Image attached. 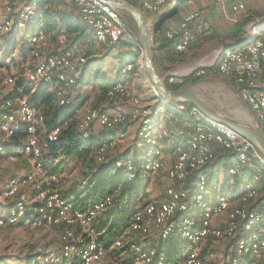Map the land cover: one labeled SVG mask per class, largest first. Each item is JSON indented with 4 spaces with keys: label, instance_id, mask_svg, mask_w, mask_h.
Returning a JSON list of instances; mask_svg holds the SVG:
<instances>
[{
    "label": "bare ground",
    "instance_id": "bare-ground-1",
    "mask_svg": "<svg viewBox=\"0 0 264 264\" xmlns=\"http://www.w3.org/2000/svg\"><path fill=\"white\" fill-rule=\"evenodd\" d=\"M138 2L144 11L155 13L162 9L166 0L159 1L158 6L154 7H150L145 0H138ZM74 3L76 4V2ZM87 9L97 12L94 14L95 25L85 21L82 15L84 21L92 27L93 38L97 43L107 46L119 40H131L135 45L140 46L138 41H135L130 35L131 32L129 30H120L116 35L113 31H108V29L117 30V20L115 18V10L108 7L107 4L98 0H87ZM35 15V7L28 2H24L16 13L10 5H7L0 24V31L18 30L19 26L26 25L28 21L32 22ZM41 36V32H33L31 34L32 42L39 43ZM257 43L264 44V40L258 36H252L243 46L224 48L218 63L215 67L206 70V72L219 71L223 75L233 78L237 86L240 84L255 85L259 83L261 75L264 74V48L262 49V54L259 55V62L253 63L252 71L225 65L227 58L235 54V52L243 50V48H252ZM64 53L73 54L74 51L64 49L54 54L55 65H51L47 56L34 67L25 70L24 77L28 84L41 86V84L53 83L54 80L60 81L64 85L74 84L81 74L80 67L84 65L86 60L83 56H81V62L65 60ZM132 68L131 62H126L123 67L120 66L121 77H127ZM71 74L74 77H71ZM194 74L199 76L200 69H197ZM122 78L113 82L106 92V97L113 107H118V97L123 99L132 98L133 93ZM16 79V75H11L4 80L5 85L12 86L14 84V89L1 102L0 123L2 119L15 120L17 114L19 121L0 128V134L2 135L0 138L1 142H3L15 135L21 127H24L28 138L21 151L26 153L29 149H36L39 144L37 131L43 127V116L28 104L25 95H22V90L15 88ZM183 82L184 79L182 77H175V84H182ZM262 82L263 80L260 81V83ZM56 93L59 104L66 106L70 102L72 103L71 98L66 102V95L63 89H57ZM157 96L163 105L185 118L184 126L198 128L201 130V134L208 135L210 139H216L217 142H222L224 147L229 148L231 155L227 161L226 172L228 175L240 177L244 171H250L254 178L264 180V155L252 152L258 151L254 143H248V150L247 148L237 149V140L233 138L231 130L218 127L216 121L209 120V117L193 116L183 106H179L178 103L172 102L158 93ZM247 97L251 100L252 110L260 118V125L264 133V104H261L257 91L247 90ZM19 99L22 109H18ZM79 110V108H75V114ZM98 115L108 116L105 118V127H109V129L104 130L120 128L130 119L137 120L139 122L137 129L138 138L142 139V141L154 142L151 139L154 134L151 119L156 116L154 107H143L140 113H128L125 110L118 109L114 114L91 107L79 120V131L83 137L89 135V128L95 122L99 129L102 130L100 121H95ZM114 118H116V122H114ZM61 127L57 126L48 131L54 132V136L45 134L42 144L45 153L47 152L48 143L56 141ZM169 132V137L174 139L176 144V158L167 171L172 184L165 189V201L163 203L156 201L147 202L145 214L141 211H135L127 227L128 232H137L141 236L137 242L130 244L129 248L136 261L142 264H180L168 260V245L176 235H180L188 246L182 264H212V262L203 260L200 257V252L195 246L196 237L201 239L208 236L225 243L234 238L235 241H238L236 242L235 252L233 248L232 254H229L232 255V261L227 262V258H225L224 264H261V261L264 264V195L260 199L256 198L249 205L248 202L252 198L258 197V193L255 188L246 187L239 196V203L232 209L234 218L226 222L224 226H214L212 224L214 216L226 210L231 203L230 198L226 194L214 191L216 187L209 182L206 173L202 170V167L213 160L209 161V154H200L198 160H192V157L197 156L195 146L198 144L199 134L187 133V130L183 127ZM123 135V131L118 130L104 140L97 150L99 161H106L105 152L107 148L111 144L120 141ZM7 148L2 143L0 144V157L3 152H6ZM42 152L32 151L33 157L39 158ZM13 154L9 155L12 156ZM162 166L163 161L158 158H143L139 161L132 157H124L113 160L109 166V171L112 174L121 175L126 181H134L147 179L151 173L160 170ZM193 169L197 170V176L190 186H187L186 177H189ZM41 171L42 167L40 164L36 177L33 168L25 175H18L17 178H12L9 181L5 194L6 196H12L14 201L5 208H0V221L28 222L31 226L32 224L34 226L44 224L64 225L61 235L66 243L58 251L41 255L42 259L40 255H37L35 259H40L35 261L34 264H103L105 248L94 236L92 221L97 215L104 213L113 205L112 197L105 195L87 205H78L74 199H62L57 191H55L56 197H52V191L41 190L40 184L42 181L58 183V176L55 173H49L41 176V180L37 181L39 174L42 175ZM51 174L56 177V180H52ZM25 180L26 182H24ZM30 185L37 191L34 197L40 200L37 201L41 203L40 206L33 207V204L28 205L31 202V198L28 196V187ZM180 186H182L183 194H185L184 203L181 205L179 200ZM255 204L258 209H261V215L247 217ZM190 206L197 213L195 218L193 215L188 214ZM67 213L80 215L79 221L67 219L65 217ZM176 215H180V219L177 220ZM145 219L152 220L156 224L158 233L154 246L143 242V239L149 236V229ZM0 224L5 223L0 222ZM72 225H76L79 228V233L72 231ZM90 231L94 234H91ZM120 245L121 239H116L113 242V246L120 247ZM97 247L99 250L104 251H96ZM255 248L257 253H255ZM121 264L131 263L124 260Z\"/></svg>",
    "mask_w": 264,
    "mask_h": 264
},
{
    "label": "crops",
    "instance_id": "crops-1",
    "mask_svg": "<svg viewBox=\"0 0 264 264\" xmlns=\"http://www.w3.org/2000/svg\"><path fill=\"white\" fill-rule=\"evenodd\" d=\"M21 1L24 4V0H0V18L4 13L5 6L10 5L14 11H17L22 7ZM238 3H243L249 9L248 11L260 12V9L264 7V0H229L224 6L209 2L208 0H166L160 11L155 13L146 12L149 14L147 27L150 33L151 56L153 59V53L155 54L158 65L155 68L158 72L159 68H166L162 74L165 78L167 76L174 78L182 77L184 81L190 79L189 81L197 82L194 87L196 94L204 98L217 111L237 121L245 123L256 122L260 126L255 113L240 98L230 78L216 71H207L205 74L199 76L194 74L197 69L203 68L208 70L207 68L209 67H215L225 46H242L244 45V41L252 36H258L264 40V14L260 15L259 18L254 16L253 20H245L243 13H241L240 18H238L240 14L237 13ZM192 10L200 11L204 24L201 32L193 31V39L184 51H176L172 44L164 49L155 50L153 42L155 35L160 42L166 40L164 36L165 30L171 26H177L184 15ZM39 26L26 27L24 30H17L18 32L13 30L16 31L15 34H2L3 42L0 44L2 47L9 49L2 54V57L0 55V64L9 69V74H13L12 71L14 68L16 70L19 64L21 65L19 72L23 73L28 68L22 64L23 62H27V56H31L32 60L37 59V62L44 55V51L47 48H43L39 44H33L29 40V35L32 32L36 30L40 31ZM26 45L29 50L23 51ZM61 45L60 41H58V43H55V48L50 49L49 52H56L57 48ZM11 48L14 49L12 52L10 51ZM15 50L17 51L16 57L20 61L23 60L22 62H18L13 56ZM131 51L135 53L133 47L121 45V42L111 46H101L98 43L95 45L90 56L91 60L81 68L80 81L74 86L64 88L66 95L74 98L78 104L80 110L76 115L81 117V114L91 107H97L109 114H114L118 109L131 113L142 106H151L156 109V116L153 118L155 134L162 130L168 131L181 128L182 125H185V118L159 101L158 92L153 87L145 71L140 54L134 56V53L132 52V54ZM126 62H131L133 65L125 82L134 94L135 100L124 101L120 106L113 107L107 103L105 97L101 98L100 83H106L108 87L120 79V66ZM263 79L264 74L261 75L260 81ZM102 95L104 96V93ZM137 125V120L130 119L120 128L100 130L95 122L92 124L89 134L94 137H101L103 135L102 142L118 130L123 131L124 135L120 141L109 146L106 150L105 155L109 160L121 155L135 159H161L163 166L160 170L152 173L147 179L137 180L139 185L137 195L138 197L143 195L147 201L163 203L166 198L165 189L168 185L172 184L167 171L176 158V144L171 137H164L159 139L156 144L148 143L144 146H138L135 142ZM10 148L13 147L7 148L9 153ZM23 156L28 163L25 171H28L30 162L24 153ZM62 162L65 167L61 171L60 176L64 179L66 178L65 182L62 180L63 189L67 188L74 181L73 173L68 174V172L71 167L74 170L76 169L78 161L76 158H62ZM39 177H41L40 174ZM251 179L253 180L254 177ZM31 190L29 192L31 204L36 205L37 200ZM251 201L254 202V199ZM9 202L10 199L5 196V191L0 190V208H4ZM238 202L239 196L236 202L230 198L231 205L229 209H232V206L238 204ZM227 218L228 212L224 210L214 217L213 224L224 225ZM148 225L150 229L153 227L156 230L152 222H148ZM203 244H205V241ZM172 246L171 251L173 249ZM5 263H11L10 259H5Z\"/></svg>",
    "mask_w": 264,
    "mask_h": 264
},
{
    "label": "trees",
    "instance_id": "trees-1",
    "mask_svg": "<svg viewBox=\"0 0 264 264\" xmlns=\"http://www.w3.org/2000/svg\"><path fill=\"white\" fill-rule=\"evenodd\" d=\"M127 1L137 7L136 0ZM25 2H28L35 7L37 13L35 25H40V32L44 36H46L49 41H51L52 43H58V41H60V44H62L61 46H63V49H73L79 52L81 56H83L86 60L84 64L91 60L90 56L97 42L93 38L92 27L84 21L82 14H80L79 7L74 3V1L25 0ZM243 16L245 20H253L255 15H253V13L251 12L245 13L243 14ZM130 21L134 22L132 19H130ZM16 31L7 32V34H15ZM119 42H123L126 46L129 47H132L135 44L131 40H119L116 43L107 46L115 45ZM153 42L155 50L164 49L172 44V41L167 38L164 41H158L156 35L154 37ZM99 45L106 46L102 44ZM77 47L80 48V51L77 49ZM26 50H29L27 45L23 48V51ZM137 50H139V47H137ZM132 52L133 51H131V53ZM138 54V51H135L133 55L137 56ZM153 62L155 66L158 67L154 53ZM165 70V67L159 68V73L163 74ZM21 76L22 78H24L23 73H21ZM127 77H120V79L122 78L123 80H125ZM80 79L81 74L75 80L74 84L71 85H64V83L54 80L53 83H45L41 84V86H32L28 84L25 78L23 81V79H21L19 75L17 76L15 82V88H20L22 90V95L26 96L28 104L35 108L43 116V127L37 131L41 148H43L42 144L45 134L51 129L57 126H62L64 124L63 127H61L60 129L56 141L48 143L46 153L43 151L39 158H34L32 152L31 155H26V157H30L31 159L38 160L40 162L42 167V171L40 172L42 174L41 176L48 175L49 173H56L58 175V183H46L42 181L40 184V189L44 191L55 190L58 192L62 199H74V201H76L78 205L90 204L105 195H109L112 197L113 205L110 206L104 213L97 215L92 221V228L97 237V240L105 248V246H108L112 239H115L120 235L124 227L129 226V223L132 220V216L135 211H141L144 214L145 211L140 210L143 206H136L138 197L137 193L139 188L138 181H126L121 175H115L109 171V166L113 160L117 158H124L126 157V155H121L110 160L107 159L105 155L106 161H99L97 157V150L104 142H101L103 135L101 137H94L89 134L87 137H83L79 131L78 126L80 117L74 112L75 108H79L76 100L69 96L72 99L74 105L73 107L63 106L58 102V96L56 93L57 89L64 90V88L67 86H74L80 81ZM189 80L190 79H186L183 83L188 82ZM165 82L169 87L173 89H176L179 85H181L169 83L167 78H165ZM108 88L109 86L107 87L106 83H100L102 99L103 97H105L106 99V92ZM102 93H104V96L102 95ZM3 97L4 95L0 97L1 102L3 100ZM184 104L190 103L184 102ZM91 126L89 128V133ZM27 137L28 134L26 133L25 128L21 127L15 135H12L3 142H0V144L2 143L3 145H5V143L8 141L9 147L14 148L15 146V148H18L19 146H21V148H23L25 142L27 141ZM216 153L217 156L215 159L216 161L214 160V164L209 163L211 164L212 170L210 169V172H207L210 181H213L211 179H216L215 171L213 170L214 166L219 162L225 163L226 155L228 154V160L231 155L230 151H223L220 149H218ZM62 158H76L78 161V165L76 167L77 174H79L80 172L81 174H83V176H80L79 179L77 177L76 180H74L67 188L63 189L62 180H64V178L60 176V173L65 166L63 165ZM209 164L207 163V165ZM100 165H105V170L98 169L97 166ZM202 170L205 173L207 171L204 167L202 168ZM250 175L253 176L250 171H244L241 177L234 176V178L245 179L248 178ZM196 176L197 170L191 171L187 179V186H190ZM262 182H264V180ZM30 187L32 189V194L35 196L37 191H35L32 185H30ZM29 192L30 191H28V196ZM263 195L264 192L258 191L257 199H260V197H262ZM40 205L41 203L37 202V204L33 205V207H37ZM97 218H101L100 220H103V222L98 226L96 223ZM176 219H180V215H176ZM96 229H100V233H98ZM128 233L131 237L130 240H128L129 243L127 245L128 250H130V244L137 242L141 236L137 232ZM156 238L157 237L155 232L153 235L144 238L143 242L145 244L150 243L152 246H154L157 240ZM122 241L123 240H121L120 247L122 246ZM231 242L234 244L233 239L231 240ZM171 245H173V243ZM120 249L127 250V247L125 246ZM174 253L175 252L173 249L168 255V260H170V257L173 256ZM200 257L202 258L201 255ZM126 261L133 264V259ZM29 262L30 257L28 259V264ZM0 264H5V259L3 257H0Z\"/></svg>",
    "mask_w": 264,
    "mask_h": 264
},
{
    "label": "rangeland",
    "instance_id": "rangeland-1",
    "mask_svg": "<svg viewBox=\"0 0 264 264\" xmlns=\"http://www.w3.org/2000/svg\"><path fill=\"white\" fill-rule=\"evenodd\" d=\"M136 4H137V8L143 14V16L145 18V22L147 24V18H148V15H149L148 13H150V12H148V13H146L147 11L144 12V10L141 8L139 2H137ZM22 5H23V2H22ZM247 10H249V9H247ZM260 10H261L260 12H256V11H242V13L245 14V13H251L252 12L253 15H255V17L259 18L260 15L264 14V7H262ZM17 11H15V13ZM119 12H120L121 17L123 18L124 22L129 25L130 29L135 34V35H132V32L129 31V32H131L130 35L135 39V41H138V43H139V39H138V36H137L138 32H137L135 23L130 21V19H132V18L129 15H127L126 13L122 12V11H119ZM3 14H2V16L0 18V24H1V21H2ZM240 16H241V14H239L238 18H240ZM36 17H37V13L34 16V20L32 22L28 21V23L26 25L19 26L18 30L21 31V30H24L26 27L34 26L35 23H36ZM11 31H6V32H1L0 31V43L3 42L2 34L3 33H7V32H11ZM38 31L39 30H36L34 32H38ZM31 34L29 35V40H30L31 43L39 44L41 47L47 48V49H45L44 55L37 62H36L37 59L32 60L31 56H27L26 57V61L27 62H25V63L23 62L22 63V64H24V65H26L28 67L25 70L30 69L34 65H36L37 63L41 62L45 57L49 56V54L51 53V52H49V50L55 48V43H52L51 41H49L46 38V36H44L43 34L40 37L39 43L38 42H35V43L32 42ZM62 39H63V37H62ZM121 45L126 46L123 42H121ZM150 46H151V42H150ZM132 47H133V49L135 51H138V53L141 56V47L138 46V45H135V44ZM137 47H139V50H137ZM7 49H9V48L2 47V45L0 44V55H1V57H2V54L5 51H7ZM77 49L80 51V48L77 47ZM13 50L14 49H12V48L10 49L11 52ZM62 50H64L63 46H60V47L57 48V52H55V53L53 52L52 54L54 55V54H56V53H58L59 51H62ZM67 50H72L74 52H77V51H75L73 49H67ZM13 54H14L13 56L19 62L20 60L16 57L17 51L15 50L13 52ZM22 61H20V62H22ZM32 64H34V65L31 67ZM18 66L19 67H17L16 70L14 68V70L12 71L13 74H9L10 73L9 69L7 67H5L4 65L0 64V97L3 96V95H4V97L7 96L10 93V91L14 89V86L5 85L4 80L7 77H9L11 75H17V76L20 75L21 79H23V81H24V78H25L24 77V71L25 70L23 71V77L24 78H22L21 73L19 72V70L21 69V67H20L21 65L19 64ZM123 66H125V64L122 65V67ZM80 68H82V66ZM217 72L220 73L219 71H217ZM220 74H222V73H220ZM225 77L230 78L233 81L234 87L237 86V84H236V82H235V80L233 78L228 77V76H225ZM25 80H26V78H25ZM70 100H72V99H70ZM134 100H135L134 94H132V98L131 99H123L121 97H118V103H119L118 106H120L121 103H123L124 101H134ZM106 101H107V103L112 105L109 102V100L107 99V97H106ZM72 103L70 102L66 106H72L73 107L74 105ZM143 107H146V106H142L140 109L135 110V111H133L131 113H138V112L140 113V111H141V109ZM85 112L83 114H81V115L84 116ZM255 115H256V113H255ZM151 123H152V129H153V132H154L153 119H151ZM137 129H138V125H137ZM137 129H136V144L138 146H144L145 144H148V143L149 144H156V142L159 139H162L164 137H169V133H170L169 131H171V130H168V131L167 130H162V131L158 132L157 134H155V132H154L153 137L151 138V139L154 140V142H150V141H147V140L142 141V139H139L138 136H137ZM261 129H262V126H261ZM1 136L2 135L0 134V137ZM0 142H1V138H0ZM111 145H113V144H111ZM5 146L9 147L8 146V141L5 143ZM5 151L6 152H3L1 154V157H0V190H2V191L3 190L6 191L8 183H9V181L12 178H17L18 175H25L27 173V171H25L26 170V166L28 165L27 160L23 156V153L25 154V152H23V153L21 152V146H19L18 148H15V146H14V149L10 148L9 149L10 153L7 151V149ZM12 153H14V154L12 156H10L9 154H12ZM216 156H217V153H216ZM28 158H29V161H30V163H29L30 167H29L28 171H31V170H33L34 166H33V162L31 160V158L30 157H28ZM137 160L141 161V159H137ZM215 161L213 160L212 162H209V163L214 164ZM227 161H228V154L226 155V162L225 163L224 162H219L213 168V170L215 171L216 179H211L213 181H210L209 178H208L209 182L213 186L216 187L215 190H214L215 192H220V193L223 192L228 197H230L231 200H233L234 202L237 201L238 196H240L239 194H241L246 187L255 188L257 190V193H258V191L259 192H264V182H262L263 180L260 179V178H254L252 180L251 178H253V176H249L248 178H245V179H236V178H234V176L228 175L227 172H226L227 164H228ZM211 164H209V165L206 164V166H204V168L207 170L206 171V175H207V172L208 173L210 172V169L212 170ZM97 167H98V169H102V170H105V168H106L105 165H100V166H97ZM69 173H73V180H76L77 177L79 179L80 176H83V174H81V172L79 174H77V170L76 169L74 170L73 167L70 168L68 174ZM36 176H37V174L35 175V177ZM207 177H208V175H207ZM65 179H64V182H65ZM40 180H41V177H38L37 181H40ZM250 180H252V181H250ZM230 186H232V187L230 188ZM233 188H235V189H233ZM30 189H31V187L29 186L28 187V191H30ZM239 192H241V193H239ZM5 196H6V194H5ZM6 197H8L10 199V202L7 205H9L11 202L14 201L12 196H6ZM256 198H257V196L254 198V200ZM36 200L40 201L38 198H36ZM251 200H253V198ZM250 201L248 202L249 205L252 204L251 203L252 201L251 202ZM146 202H148V201L145 199V197L143 195H140L139 197H137L136 206H138V207H140V206L142 207L143 206L140 209V210L143 211ZM31 203L32 202H29L28 205H31ZM234 206H232V209H233ZM229 208H230V206L226 209L227 212H228V218L226 219L224 224L226 222H228L230 219L234 218V215L232 213V209H229ZM195 212H196L195 209L194 208L192 209V206H190L188 214L189 215H193V217L195 218L196 217L195 215L197 214ZM229 213H230V216H229ZM214 217H216V216H214ZM100 219L101 218H97V220H96L97 226L103 222V220H100ZM145 220H146V224L147 225H148V222H152L154 224V226L156 227V224L154 223V221L149 220V219H145ZM212 224H213V220H212ZM8 225H15V226H8ZM213 225L214 226H219V227L220 226H224V225H221V224H219V225L218 224H213ZM55 227H59V228H55ZM44 228H46V229H44ZM63 228H64V225H61V224H50V225L49 224H44V225H40V226H34L33 224L31 226L28 222H22V223L21 222H16V223H12V224H6V223L5 224H0V257H3L4 259H10L11 263H5V264H28V259L30 257L29 264H34L35 261L40 259V258H36L35 259V257L37 255H40V254L41 255H47V254H49L51 252L58 251L66 243L63 240L62 235H61V232H62ZM71 229H72V231H75V232L79 231V228L76 227V225H72ZM148 229H149V233H148L149 236L153 235L156 232V237H157V233H158L157 227H156V230L153 227L150 229V227L148 225ZM99 230L100 229L97 230L98 233H100ZM130 238L131 237H130L129 233L127 232V227H124L122 229L120 235L118 237H116L115 239H112L110 241V243L108 244V246H105L106 250H105V254L103 255V264H121L124 260H132V259H133V264H142L141 262H137L136 259L133 256L132 252L130 250H128V246L127 245L129 243L128 240H130ZM116 239L123 240L121 247H117V246H113L112 245L113 242ZM204 241H205V244H203ZM172 243H173V246L171 245ZM148 245H151V244H148ZM125 246L127 247V250L126 249H120V248L125 247ZM171 246L173 247L175 253H174L173 256L170 257L169 261H174V262H178V263L182 264L183 260H184V256H185L186 250H187V247H188L187 246V242L184 241L182 236L176 235L174 237V239H172V241L168 245V252L169 253L171 252ZM195 246L199 250L200 255L202 256V258L205 259L206 261L212 262V264H224L225 263V256L229 255V254H232V252H233V248H232L233 243L231 241H229L228 243L220 242V241H218L216 238H214L212 236H208V237L201 238V239L196 238ZM50 247H53V248L59 247V248L55 249L53 251H49ZM261 264H263L262 261H261Z\"/></svg>",
    "mask_w": 264,
    "mask_h": 264
},
{
    "label": "built area",
    "instance_id": "built-area-1",
    "mask_svg": "<svg viewBox=\"0 0 264 264\" xmlns=\"http://www.w3.org/2000/svg\"><path fill=\"white\" fill-rule=\"evenodd\" d=\"M98 1H101V0H98ZM145 1L148 2L150 7H154V6H158L159 1H161V0H145ZM208 1L224 6L229 0H208ZM74 2H76L77 6L79 7L80 14L83 15L85 21L95 25L94 14H96L97 12L87 9V0H74ZM108 7H110V6H108ZM112 9L115 10V18L117 20V30H109L108 29V31H113L116 35L118 33V31H120V30H129L132 32V35H135L133 33V31L130 29L129 25L124 22L123 18L121 17L119 10L114 9V8H112ZM242 11H248V10L246 9V7L243 3H238L237 13L241 14ZM203 24H204V19H203L202 14L200 13V11L199 10H192V11H190L184 15V17L182 18V20L179 22V24L177 26H171V27L167 28L164 32V36L167 39L172 41V45L176 51H184V47L189 45L193 39V36H194L193 31L196 30V31L201 32L203 29ZM263 48H264V44H260V43H257L252 48H243V50L237 51V52H235V54L228 57L226 62H225V65L226 66H232L236 69H245L247 71H252L253 70V63L259 62V55L262 54ZM64 55H65V60L81 62V54L79 52H74L73 54H65L64 53ZM48 60L51 63V65H55V55L50 53L48 56ZM207 69H210V67ZM205 73H206V69L200 68V75H203ZM71 77H74L73 74H71ZM167 79L170 83H175L174 77L167 76ZM12 86H14V84H12ZM234 89L238 93L240 98L250 107L251 110H252V105H251V100H249L247 97V90L257 91L258 98H260V100H261V104H264V79H263L262 83H257L255 85L240 84V85L234 87ZM65 98H66V102H67L70 97L65 96ZM178 104H179V106H183L186 109V111H190L193 114V116L207 117L196 106H194L192 104H184V102H181ZM18 109H22L21 104H20V99H19ZM27 114H28V112H27ZM107 117L108 116L98 115L95 118V121H100V127L102 128V130L109 129V127H105V118H107ZM256 117L260 123L259 116L256 115ZM209 120H213V119L209 118ZM16 121H19L18 114H17L15 120L2 119V121L0 123V128H3L5 126H9L11 123H14ZM114 122H116V118H114ZM216 123L218 124V127H224V129H229L232 131L233 138H236V140H237V149L238 148H247V150H248V143H253L251 140H249L248 138H246L244 136H241L240 134H238L236 131H234L230 127H228L224 124H221L217 121H216ZM62 127H63V125H62ZM182 127L185 130H187V133L199 134V141H198V144L195 146V148L197 149V156L192 157V160H198V156L200 154H209V161L215 160L216 159V152L218 151V149L223 150V151H229V148L224 147L222 142H217L216 139H210V136L201 134L200 129L195 128V127H188V126H184V125H182ZM46 134H47V136H54V132H47ZM135 142H136V139H135ZM32 151H44V149L40 148V146L38 144L36 146V149H29V151H27L25 153V155H31ZM252 152L257 153L259 155H263L259 150L258 151H252ZM31 160L34 163V170H35V175H36L38 172V167H40V162L38 160H33V159H31ZM244 166H246V165L244 164ZM131 168H133V167H131ZM193 171H194V169H193ZM151 172H152V170H151ZM51 176H52V180H56L55 176H53L52 174H51ZM187 179H188V177H186V182H187ZM24 182H26V180ZM52 197H56L55 196V190H52ZM184 199H185V194H183L182 186H180V196H179L180 205L184 203ZM261 212H262L261 209H258L257 205L255 204L253 210L251 212H249V216H247V217H252L254 215H261ZM79 216L80 215H74V213L65 214V217H67V219H71V220H75V221H79ZM0 222L6 223V224H12L13 223V222H5V221H0ZM90 233L94 234L92 231H90ZM94 236H96V235H94ZM233 240H234V244H233L232 248H234V252H235L236 242H238V241H235V238ZM58 248L59 247H57V248L50 247L49 251H53V250L58 249ZM96 251H104V250H99L97 247ZM255 253H257L256 248H255ZM40 258L42 259L41 254H40ZM225 258H227V262L232 261V255H226Z\"/></svg>",
    "mask_w": 264,
    "mask_h": 264
},
{
    "label": "water",
    "instance_id": "water-1",
    "mask_svg": "<svg viewBox=\"0 0 264 264\" xmlns=\"http://www.w3.org/2000/svg\"><path fill=\"white\" fill-rule=\"evenodd\" d=\"M111 8L117 9L129 15L135 23L137 29V36L141 47V58L147 75L156 89L158 94L166 99L181 103L187 102L196 106L207 117L224 124L241 136H244L251 140L257 149L264 155V133L258 123H245L230 118L215 109L212 105L208 104L204 98L196 94L194 87L195 81H189L182 83L176 89L169 87L165 82V76L159 74L156 70L151 56L150 46V33L145 22V18L140 10L129 3L127 0H101ZM250 39L247 38L244 44ZM235 48L239 45L225 46L224 48ZM223 48V49H224Z\"/></svg>",
    "mask_w": 264,
    "mask_h": 264
}]
</instances>
